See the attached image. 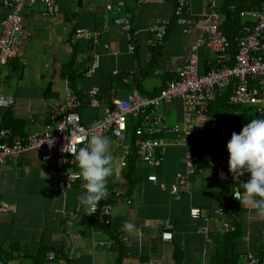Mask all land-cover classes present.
<instances>
[{"label":"crops","instance_id":"1","mask_svg":"<svg viewBox=\"0 0 264 264\" xmlns=\"http://www.w3.org/2000/svg\"><path fill=\"white\" fill-rule=\"evenodd\" d=\"M120 1L125 2L122 12L107 9L108 4L116 6ZM175 4L176 0H57V14L53 17L43 14L41 4L25 7L24 30L16 42L18 56L0 63V71L10 76L11 82L17 79L20 69L24 70L23 78L8 93L16 98V103L5 110L4 125L14 134L26 136L53 123L52 110L65 100L63 68L74 55L78 73L72 86L85 97L80 111L87 125L103 117L107 103L126 98L132 89L146 95L158 94L188 63L199 33L198 28L186 33L174 22L165 43L152 44V26L162 18H173ZM224 6L225 0L221 6L225 26L230 22L227 23ZM190 7L194 21L200 23L209 10L208 0H190ZM126 13L133 22L131 39L115 23L118 16ZM6 14L7 9L0 2V15ZM78 29L101 31L100 41L93 43L85 34L77 36ZM131 44L135 45L134 51H130ZM199 55L201 70H208L214 52L204 45ZM95 56H99L100 67L88 77L85 72ZM261 78L264 80V74ZM95 86L102 91V105L98 108L86 99L87 91ZM219 104H213L214 113ZM247 109L258 112L256 107ZM160 111L170 124L184 121L181 99L164 104ZM105 136L110 140L111 154L112 171L106 183L109 198L115 190L123 189L132 199L130 204L116 206L109 226L81 203L83 187L62 189L57 185L56 179L80 169L77 162L74 166H59L56 160L44 161L31 151L16 162L0 165V198L10 204V210L0 211V252L5 262L42 264L50 249L57 250L58 262L62 264H117L120 259L122 264H228L240 252L264 255V216L257 214L252 205L241 202L242 184L250 174L234 177L230 172V177L221 173L216 176L214 169L224 159L225 146L218 143L217 132L211 130L207 119L198 125L188 142L178 140L173 132L157 136V144L165 149L166 162L154 169L139 159L138 166L145 177L132 191L120 164L116 140L109 133ZM210 136L212 142L204 139ZM188 151L204 161L189 183L181 186V198L177 199L170 186L177 173L185 169ZM151 174H157L158 180H149ZM192 209H200V216H192ZM126 221L134 223L132 233L122 230ZM168 222L174 224L172 239L163 238ZM224 222L236 225L240 235L232 239Z\"/></svg>","mask_w":264,"mask_h":264},{"label":"built area","instance_id":"2","mask_svg":"<svg viewBox=\"0 0 264 264\" xmlns=\"http://www.w3.org/2000/svg\"><path fill=\"white\" fill-rule=\"evenodd\" d=\"M7 9V14L0 15V63L5 64L10 59L18 56L17 38L23 32V10L25 7L41 4L44 6L43 14L53 17L57 14V0H0ZM224 0H208L209 10L203 15L202 21L197 23L191 13L190 0H176L173 18H162L155 23L151 31L154 39L153 45H162L166 41L169 28L173 21L183 28L186 33H192L198 28L196 41L192 44L188 63L180 68L158 94L146 95L135 88L124 99L114 100L105 105L103 117L96 119L92 125L84 122L80 111L85 98L77 92L66 76L65 100L52 110L53 123L47 124L43 130L33 131L26 136L14 134L3 123L4 112L16 103V98L11 94L0 92V165L18 161L24 153L35 151L44 161L56 160L59 166L76 164L75 157L68 151H62L70 142L77 149L85 146L87 140L81 142V137L91 134H111L120 149V164L126 167L129 157L136 147L139 159L150 168H159L166 162L164 147L157 144V136L175 133L178 140L188 142L197 132L198 125L204 120L209 121L212 131L217 132L218 143L226 146L231 138L228 128L224 125L219 115L210 112V105L219 92L231 89L230 104H240L258 108L264 113V1L259 8L238 10L235 4L229 6L236 12L241 21V32L234 38L236 52L230 54L229 37L222 30L221 6ZM108 10H125V2L120 1L116 6L107 5ZM115 23L121 25L131 39L134 35L133 22L129 13L118 16ZM85 34L93 43H98L102 32L90 30L84 32L77 30V36ZM207 45L214 52V62L209 70H201L200 49ZM106 47H108L106 45ZM135 50V45H130V51ZM100 67L99 56H95L91 67L85 75L91 77ZM116 72V71H115ZM117 73V72H116ZM128 82V78L123 79ZM86 99L91 106L102 105V91L95 86L86 93ZM181 99L184 103L183 123L170 124L167 117L160 111L163 105ZM134 129L135 137L130 132V125L137 123ZM132 128H134L132 126ZM200 169V156L188 151L185 157V169L177 173L176 181L170 186L175 198L180 199V188L187 185L192 176ZM151 181H157L158 175L148 176ZM57 185L62 189H71L77 185L83 187L85 183L80 176V169L69 172L59 179ZM128 192L117 189L110 200V192L106 188L104 197L95 205L89 206V213L97 216L105 225L112 223L116 206L125 202L132 203ZM109 198V199H108ZM10 210L8 201L0 198V211ZM224 213V209L221 210ZM200 209H192L191 215L200 216ZM226 231H235L236 227L229 222H224ZM174 224H165L164 239H172ZM207 230V227L204 228ZM108 242L102 244L107 245ZM57 250L50 249L46 253L42 264H62L58 262ZM0 264L5 262L0 252ZM211 264V263H205ZM238 264H264L262 256L257 252H240Z\"/></svg>","mask_w":264,"mask_h":264},{"label":"clouds","instance_id":"3","mask_svg":"<svg viewBox=\"0 0 264 264\" xmlns=\"http://www.w3.org/2000/svg\"><path fill=\"white\" fill-rule=\"evenodd\" d=\"M62 151L70 152L80 168L83 188L79 199L85 206L99 202L106 193L107 178L111 175V154L108 151L110 140L100 134L81 137V142L87 140L85 146L78 149L70 142ZM229 153L228 167L234 177L249 173L247 182H243L244 198L242 203L252 205L257 214L264 216V118H255L231 134L226 145ZM134 223L126 221L122 230L132 233Z\"/></svg>","mask_w":264,"mask_h":264},{"label":"trees","instance_id":"4","mask_svg":"<svg viewBox=\"0 0 264 264\" xmlns=\"http://www.w3.org/2000/svg\"><path fill=\"white\" fill-rule=\"evenodd\" d=\"M263 1L264 0H225L224 14L227 17V23L229 21L230 24H225V26L222 24V30L229 37L230 48L228 49V51L230 52V54L234 55L236 52V43H235L234 38L241 32L242 25H241L240 18L238 17V14H236V12L231 11L229 6L231 4H235L238 7V10L253 9V8H259L260 4ZM174 22L175 21H173V23ZM229 27H231V28L229 29ZM161 48L162 47H158V50H160ZM75 60H76V57L74 55L72 57L71 61L67 64V67L63 68V75L68 76L69 82L71 85H73V81L75 80L77 73H78V71L75 70V68H74ZM213 62H214V60L212 61L210 67L213 65ZM210 67L208 68V70L210 69ZM80 73L82 74L83 72H80ZM230 90H226L225 92H219L217 94L216 99L210 105L211 106L210 112L214 113L212 111V106L214 103H217V102H218V104L220 103L218 106V110L215 113L219 115V117L222 120V122L224 123V125L228 128L229 133L232 134L233 132L239 133V131L242 129V127L244 125H246L248 122H250L252 119L264 118V113H260L259 111L258 112H251L248 109L246 110V107L243 105H240V104H230L229 103V95L231 93ZM150 96H152V95H150ZM140 123H141V121L138 120L137 123H135V124L132 123V126L134 128H132L131 125L129 127L133 138L135 137L134 129L136 126H139ZM204 139L208 140V142H212L213 137L210 136V137H206ZM228 159H229V153H228L227 148L225 146L224 159H222L219 167H216L214 169L216 176H219L221 173V175H223V177L224 176L230 177V174H229L230 171H229V167H228ZM138 160H139V155L137 153V149L135 146H133V153L129 157L128 165L126 167H124L125 179L128 182L130 191H132L133 188L137 185V183L142 178L145 177V173H141V171H140V166H138L139 165ZM201 161H204V160H202L200 158V164H201ZM155 169H158V168H155ZM227 208L229 210L231 208V203L229 201L227 203ZM109 225H105V226H109ZM234 226L236 227V230L231 231V233H232L231 238L232 239L238 237V235H240V233H241L240 230H238L237 226L236 225H234ZM261 256L264 260V255L261 254ZM232 259L233 260L231 262H229L228 264H238V257L237 256H234V258L232 257ZM121 261H122V259L118 260L117 264H122ZM220 262L217 261L214 264H219ZM221 264H223V263L221 262Z\"/></svg>","mask_w":264,"mask_h":264},{"label":"rangeland","instance_id":"5","mask_svg":"<svg viewBox=\"0 0 264 264\" xmlns=\"http://www.w3.org/2000/svg\"><path fill=\"white\" fill-rule=\"evenodd\" d=\"M20 74H17L14 73V75L17 76V79H14L12 82L10 81L11 80V77H6L5 76V73L3 71H0V91H2L3 93H6L8 94L10 92V90L12 89L13 86H15V82L18 81V80H21L23 78V76L21 75V73L24 72L23 69H20Z\"/></svg>","mask_w":264,"mask_h":264}]
</instances>
